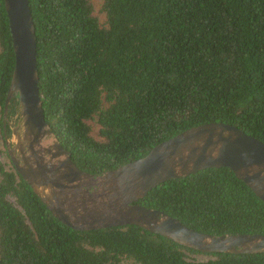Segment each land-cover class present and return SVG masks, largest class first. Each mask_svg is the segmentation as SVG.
Wrapping results in <instances>:
<instances>
[{
	"label": "trees",
	"instance_id": "16d2710c",
	"mask_svg": "<svg viewBox=\"0 0 264 264\" xmlns=\"http://www.w3.org/2000/svg\"><path fill=\"white\" fill-rule=\"evenodd\" d=\"M28 4L44 119L79 170L103 174L207 123L264 143V0ZM13 67L0 0V264H264V253H201L136 226L59 222L6 153ZM17 110L12 99L9 121ZM136 204L213 236L264 235L263 203L227 168L169 180Z\"/></svg>",
	"mask_w": 264,
	"mask_h": 264
},
{
	"label": "water",
	"instance_id": "95a60500",
	"mask_svg": "<svg viewBox=\"0 0 264 264\" xmlns=\"http://www.w3.org/2000/svg\"><path fill=\"white\" fill-rule=\"evenodd\" d=\"M14 67L3 107L7 156L17 174L59 222L75 231L136 226L193 251L264 253V235L213 236L165 213L137 205L169 180L207 169H229L264 205V143L238 128L207 123L154 146L144 157L100 175L79 170L43 114L39 97L35 28L28 0H3ZM17 112L7 118L11 100Z\"/></svg>",
	"mask_w": 264,
	"mask_h": 264
},
{
	"label": "flooded vegetation",
	"instance_id": "af4514ba",
	"mask_svg": "<svg viewBox=\"0 0 264 264\" xmlns=\"http://www.w3.org/2000/svg\"><path fill=\"white\" fill-rule=\"evenodd\" d=\"M6 127L9 128L7 124L5 125V129H4L5 132H6Z\"/></svg>",
	"mask_w": 264,
	"mask_h": 264
}]
</instances>
